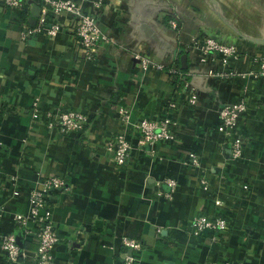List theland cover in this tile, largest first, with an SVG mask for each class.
<instances>
[{
	"label": "crops",
	"instance_id": "1",
	"mask_svg": "<svg viewBox=\"0 0 264 264\" xmlns=\"http://www.w3.org/2000/svg\"><path fill=\"white\" fill-rule=\"evenodd\" d=\"M73 1L95 13L113 38L94 60L68 29V14L58 17L63 28L52 38L23 36V24H38L40 7L11 9L0 1V234L16 233L24 249L12 264H34L36 243L12 217L28 212L30 191L54 174L66 178L70 191L48 196L59 234L53 264H122L123 236L142 243L140 264H264V80L250 74L264 54V44L253 40L264 36V0L258 9L242 0H99L98 9L97 0ZM172 19L178 31L168 26ZM204 37L239 53L201 60L192 42ZM136 52L162 70L143 68ZM191 93L194 105L187 101ZM241 94L247 109L235 137L243 154L234 159L218 129L219 108ZM36 99L45 112L83 110L85 127L60 136L34 119ZM165 114L179 121L182 143H157L154 156L137 149L132 124ZM119 132L133 144L123 169L106 150ZM166 178L176 180L171 198L162 193ZM199 212L227 218L232 229L219 242L208 233L188 236L187 224Z\"/></svg>",
	"mask_w": 264,
	"mask_h": 264
},
{
	"label": "built area",
	"instance_id": "2",
	"mask_svg": "<svg viewBox=\"0 0 264 264\" xmlns=\"http://www.w3.org/2000/svg\"><path fill=\"white\" fill-rule=\"evenodd\" d=\"M4 6L11 9L22 8L24 4H37L40 7V19L36 27L29 28L23 24L22 35L43 34L54 37L62 30L63 25L58 17L68 14L70 17L69 30L79 44L87 60H94L99 48L106 43H112L113 38L105 34L97 21V15L93 12H83L79 4L73 0H0ZM101 6L99 0L94 2V8ZM51 19H48L50 18ZM168 26L178 31V22L172 19ZM192 47L198 50L201 60L210 56L218 55L223 61L229 57L238 55L233 44L222 42L213 37H204L192 42ZM134 57L139 64L145 68L151 65L156 70H162L163 64L147 56L145 53L136 52ZM258 68L250 72L255 79L264 80V54L258 59ZM231 72L223 75L227 79ZM188 103L194 105L197 95L191 93ZM32 114L35 120H43L50 130H56L60 136L71 132L81 131L88 120L86 113L80 109L67 108L57 112H45L41 109L36 99L31 104ZM247 109V102L244 94L238 95L233 102H226L219 108L220 125L219 132L223 136V144L230 147L234 159H239L243 154V146L240 139H236L238 120L240 115ZM123 121L128 122L129 116L125 110L120 111ZM138 134L135 147L149 155L157 153V143H182L178 136L179 121L173 119L169 114L161 118L143 117L132 124ZM1 131V127H0ZM133 144L122 132L115 133L107 142L106 150L113 164L120 169L127 166ZM191 161L198 162V156L191 154ZM166 188L162 192L166 198H171L176 190V180L166 178L163 182ZM65 193L70 191L69 183L61 175H49L39 178V186L33 188L28 196L29 209L27 213H15L12 217L14 225L25 237H29L36 243L33 260L34 264H53V248L59 241L57 227L52 217V206L48 196L52 192ZM32 223L29 227L28 224ZM188 236L201 237L206 233L210 234L211 240L219 242L224 234L232 228L227 218L217 214L196 213L188 224ZM122 245L128 249L121 257L122 264H140L136 253L141 251L142 243L136 237L123 236ZM24 256V249L20 245L18 235L14 232L0 234V264H12L18 262ZM225 264H250L248 262H226Z\"/></svg>",
	"mask_w": 264,
	"mask_h": 264
},
{
	"label": "rangeland",
	"instance_id": "3",
	"mask_svg": "<svg viewBox=\"0 0 264 264\" xmlns=\"http://www.w3.org/2000/svg\"><path fill=\"white\" fill-rule=\"evenodd\" d=\"M242 1H244L245 3H247L251 7H254V6L257 5V9L259 8V5L258 4L261 3L260 2L261 0H242ZM227 16L230 18L229 21H230L231 25L234 27V29L235 30L240 29L241 23H240L239 19L237 17L234 18L233 13H231V12L230 13H227ZM237 32L240 33V31H238V30H237Z\"/></svg>",
	"mask_w": 264,
	"mask_h": 264
},
{
	"label": "water",
	"instance_id": "4",
	"mask_svg": "<svg viewBox=\"0 0 264 264\" xmlns=\"http://www.w3.org/2000/svg\"><path fill=\"white\" fill-rule=\"evenodd\" d=\"M35 7V6H34ZM255 42L259 43V44H264V36L262 38H258V39H253Z\"/></svg>",
	"mask_w": 264,
	"mask_h": 264
},
{
	"label": "trees",
	"instance_id": "5",
	"mask_svg": "<svg viewBox=\"0 0 264 264\" xmlns=\"http://www.w3.org/2000/svg\"><path fill=\"white\" fill-rule=\"evenodd\" d=\"M176 67H177V66H176ZM177 69L181 72V74H184V71L182 72V70H180L178 67H177ZM179 71H178V72H179ZM176 74H177V73H175L174 76H176Z\"/></svg>",
	"mask_w": 264,
	"mask_h": 264
}]
</instances>
